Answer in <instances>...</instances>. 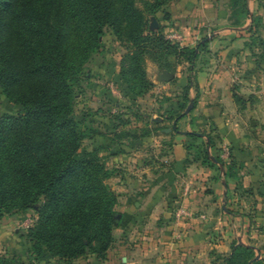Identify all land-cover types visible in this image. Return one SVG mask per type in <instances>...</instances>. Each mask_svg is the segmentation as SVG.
Instances as JSON below:
<instances>
[{"label":"trees","instance_id":"1","mask_svg":"<svg viewBox=\"0 0 264 264\" xmlns=\"http://www.w3.org/2000/svg\"><path fill=\"white\" fill-rule=\"evenodd\" d=\"M169 1L0 0V92L17 107L0 113V218L35 205V217L26 228L34 256L45 252L64 263L87 255L102 260L119 222L114 210L117 194L106 183L111 172L98 153L100 147L81 150L82 140L93 131H85V115L80 119L72 115L83 65L99 50L104 29L125 49L119 76L129 102L152 86L145 75V58L172 72L171 57L177 63L187 62L188 74L175 107L161 120L171 123L185 116L182 112L189 100L193 104L197 93L194 62L207 39L191 47L178 45L159 26L148 29L149 16L162 11L163 19L168 18L163 8ZM227 5L242 17L248 14L246 0H227ZM258 30L257 17L251 16L248 38ZM189 88L195 90L193 98ZM234 100L241 105L239 97ZM135 106L109 117L119 150L124 145L121 139L136 140L159 128L129 125V118L122 115L132 113L139 118ZM184 136L183 147L191 160L219 165L225 179L234 177L233 168L241 162L230 154L227 161L220 157V137L213 128L187 131ZM255 255L251 245L232 243L219 264H264ZM0 264L16 263L0 255Z\"/></svg>","mask_w":264,"mask_h":264},{"label":"crops","instance_id":"2","mask_svg":"<svg viewBox=\"0 0 264 264\" xmlns=\"http://www.w3.org/2000/svg\"><path fill=\"white\" fill-rule=\"evenodd\" d=\"M246 7L248 14L236 25L228 23L227 0H171L163 8L167 19L162 11L150 18L155 28L179 33L185 45L207 39L194 62L197 93L189 88L194 102L175 121L176 131L171 123L160 129L166 148L156 131L126 142L122 150L115 145V159L130 167L115 187L122 220L112 229L104 258L87 255L85 264H219L237 242L251 245L264 262V203L256 195L236 201L221 166L193 161L183 147L185 132L213 128L220 137L217 146L228 145L234 158L250 169L242 183L258 174L253 150L264 147L254 143L253 135L259 131V117L264 124V110L256 107L264 76L258 72L260 60L245 46L256 0H246ZM178 206L191 216L179 215Z\"/></svg>","mask_w":264,"mask_h":264},{"label":"rangeland","instance_id":"3","mask_svg":"<svg viewBox=\"0 0 264 264\" xmlns=\"http://www.w3.org/2000/svg\"><path fill=\"white\" fill-rule=\"evenodd\" d=\"M256 7L257 9L252 11V16L257 17L259 30L252 38H248L247 35L245 42L248 44L246 48L250 50L251 56L255 60L256 58L260 60L261 66L257 65L258 72L264 76V1L256 0ZM228 14L229 24H239L238 19L243 16L242 13L236 10L233 11L230 8L228 9ZM152 16L148 17L147 22L148 29L150 30L155 29L150 20ZM237 21L238 23H236ZM159 28L165 37L172 31L166 30L163 32L162 28ZM170 41L178 45H185L183 42ZM99 44V50L96 53H92L83 65L79 86L73 94L72 115L78 119L82 115H85L84 117L86 118L82 123L85 131L89 129L93 133L88 138L82 140L81 150H89L96 146L100 147L98 153L103 156L105 166L111 172V176L107 178L106 183L117 194L118 190L115 187L122 184L121 182L117 183V180L124 178L127 169H130V167L128 168L123 163V160L119 161L116 160L117 158L115 159V157L119 156L113 153L116 138L112 136L114 130L109 121L111 113L116 111L124 113L126 107L136 105L134 108H136V116L139 115V118H135L132 113L122 115L124 119L129 118V125H141L145 123L147 128L153 126L160 128L163 125L169 127L170 121H163L161 119L171 111L169 109L175 107L174 101L179 97L180 88L185 83V78L188 74V64L185 61L177 63L170 57V62L174 63L173 78L164 82L157 79V75L162 69H159L150 59L145 58V75L152 83V86L141 96L134 97V102H129V98L124 94L123 79L119 76V63L125 49L109 29H104L102 35L99 37ZM194 44L193 42L188 46L191 47ZM193 70L195 72L194 67ZM260 94L261 98L256 107L263 113L264 90L260 91ZM114 103H117V106ZM10 109L16 110L17 107L11 106L0 92V113L9 111ZM261 121H263V117H259V120H257V125H260V127L259 131L256 129L257 133L253 136L254 143L261 144L264 147V124ZM159 128L155 130L156 136L160 138H157V140L158 142L162 141L164 148H166L167 139L161 137L162 134ZM121 141L125 144L128 140L121 139ZM218 147L220 149V157L227 161L229 154L232 155L229 146L224 144ZM257 148L259 147L257 146ZM257 148L253 152L257 157L255 166H257L256 171L258 174L253 180L248 183H242V175L250 170L245 164L240 163V165H236L237 167L234 166L233 168L235 169V175L229 180L232 184L231 189L236 191V201L244 195H256L257 199L264 203V150L263 148L261 150ZM116 199L114 210L118 213V206L116 207V205L118 201H121L118 194ZM229 206L233 210L234 207L232 206L235 205ZM177 208H179L177 209L179 215L191 216L185 208L179 206ZM34 209L35 205L29 207L25 212L7 214L0 218V255L12 259L16 264H85L83 258L64 263L54 257H49L45 252H42L38 256H34L31 253L30 242L26 237V228L31 225L35 217ZM181 211L186 212V214H183ZM121 220L120 217L119 221ZM121 235H123V232Z\"/></svg>","mask_w":264,"mask_h":264},{"label":"water","instance_id":"4","mask_svg":"<svg viewBox=\"0 0 264 264\" xmlns=\"http://www.w3.org/2000/svg\"><path fill=\"white\" fill-rule=\"evenodd\" d=\"M172 78H173V73L170 71H167L165 69L160 70V72L157 75V79L160 81H164V82H167ZM191 107H192V101L189 100V102H188L187 106L185 107V109L183 110L182 114H186L191 109ZM175 121H176L175 119L172 120V122H171L172 127H174ZM166 130H169V129H166ZM255 257H257V254L255 255Z\"/></svg>","mask_w":264,"mask_h":264},{"label":"built area","instance_id":"5","mask_svg":"<svg viewBox=\"0 0 264 264\" xmlns=\"http://www.w3.org/2000/svg\"><path fill=\"white\" fill-rule=\"evenodd\" d=\"M166 38H168L170 40H175L176 42H182L183 41L182 36L179 33H176V32L168 33L166 35ZM181 212H183V214H186V212H184V211H181Z\"/></svg>","mask_w":264,"mask_h":264}]
</instances>
